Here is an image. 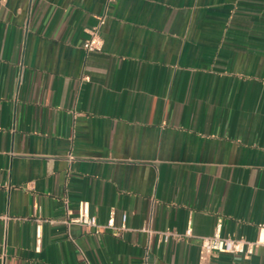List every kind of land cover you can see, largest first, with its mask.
<instances>
[{
    "label": "crops",
    "instance_id": "obj_1",
    "mask_svg": "<svg viewBox=\"0 0 264 264\" xmlns=\"http://www.w3.org/2000/svg\"><path fill=\"white\" fill-rule=\"evenodd\" d=\"M219 218L264 226V0H0V264H264Z\"/></svg>",
    "mask_w": 264,
    "mask_h": 264
},
{
    "label": "built area",
    "instance_id": "obj_2",
    "mask_svg": "<svg viewBox=\"0 0 264 264\" xmlns=\"http://www.w3.org/2000/svg\"><path fill=\"white\" fill-rule=\"evenodd\" d=\"M113 0H108V2ZM106 14L98 17V24L90 30L89 37L84 42V48L87 51H100L103 48L104 39L101 32V27L105 22ZM127 214L123 215V225L119 227L123 229L126 227L125 222ZM67 226L82 225L91 230L99 231L101 228H118L114 224L113 217L107 223H100L97 216L91 212V205L88 200H81L75 211H68L67 217L63 220ZM223 219L219 218L213 234L203 236L200 241V251L202 255H211L216 253H233L251 255L256 248L264 243V226L260 227V233L257 239L250 240L245 237H236L233 235L222 234ZM118 228V229H119ZM175 233L166 231L164 237L167 239L170 235ZM186 235H191V228L187 229Z\"/></svg>",
    "mask_w": 264,
    "mask_h": 264
}]
</instances>
